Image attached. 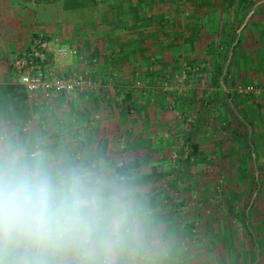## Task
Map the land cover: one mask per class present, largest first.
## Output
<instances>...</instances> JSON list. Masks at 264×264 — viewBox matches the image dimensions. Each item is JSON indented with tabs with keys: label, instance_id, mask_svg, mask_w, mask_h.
I'll return each mask as SVG.
<instances>
[{
	"label": "rangeland",
	"instance_id": "obj_1",
	"mask_svg": "<svg viewBox=\"0 0 264 264\" xmlns=\"http://www.w3.org/2000/svg\"><path fill=\"white\" fill-rule=\"evenodd\" d=\"M33 1L35 2L26 0L31 5ZM53 1V7L61 9L64 1ZM195 1L160 0V10L167 6L176 14L182 9L183 15L168 17L162 16L160 12V18H153L152 37L153 39L160 37V49L147 54L145 62L148 66L143 65L139 70H135V73L128 71L127 68L121 69L124 68V64L119 63L128 60L124 59L125 55H116L110 44H106L109 41L108 36L104 39L93 36L97 33L96 22L99 19L104 22L107 30L117 24L122 26L135 20L126 17L124 11L126 6L120 5L122 1L113 3V10L110 8V2L102 1L95 8L82 7L61 12L63 29L66 32L75 29L76 35L73 40L70 36L71 42H68L65 39H68L69 35L66 36L65 32L63 39L85 55L81 63L86 64L89 69L92 67L95 69L99 65L101 73L98 70L97 74H100V77L111 67L126 71V73L120 71L118 79H121L122 75L131 78L130 82L135 87L133 88L139 90L132 108L124 100L130 88L116 90L114 82L110 83L109 88L101 87L95 92L98 89L96 88L94 92L82 95L81 99L67 101L63 97L60 103L57 99L51 108L45 109L37 108L28 101V98L27 100L11 98L5 92L8 85L6 80L0 82V123L6 121L13 125L14 131L6 135L2 129L0 132V146L6 152L4 156L7 157L6 160L40 166L53 176L75 172L99 179L103 186L116 189V194L130 202L135 209L139 220L138 231L132 244L122 251L124 256L122 260L118 254L116 264H146L144 258L137 256L140 249H144V254L156 249L157 253L160 252V261L158 260L160 264H264V96L240 93L239 96L236 93V88L240 84L264 87V78L259 75L261 78L257 76V79L255 77L252 80L237 82L235 87L232 83L229 85L233 87L237 98L245 100L241 106V116L248 119L251 128L234 111L226 112L223 109L221 97L223 91L220 88L213 89L214 93L208 101H202L200 97L205 95L212 83L211 79L205 81L203 78L204 63L195 59L198 54L195 49H190V46L183 49L177 46L176 42L174 44V32H168L171 27H175L171 25L172 22L186 24L205 22L204 17L198 16L192 20L189 17L190 6L195 5ZM48 12L50 10H39L38 14L47 16ZM116 14L120 16L115 17ZM53 16L50 12L49 17ZM213 21L215 22L214 19ZM189 29H192V26ZM229 29L232 30L231 27ZM40 31L44 30L38 32ZM83 31H88L91 38L83 35L81 39ZM185 35L187 37V34H180L182 43ZM217 35L220 37L219 33L212 35L213 41ZM227 35L233 40L230 37L232 34ZM176 37L179 36L176 34ZM163 42L168 47H163ZM202 43H199V49L203 46ZM259 52L263 60L264 50ZM115 56L119 58L117 63L110 60ZM215 57L216 50L207 61L208 65L212 62L211 58ZM4 63L8 64L6 61ZM211 68L213 69L212 65L207 71L209 76L212 74L211 78H214ZM91 72L83 73L98 77ZM110 108L115 109L114 112L110 111ZM132 109L137 112L135 121L140 118L141 120L137 121L136 129L127 130L125 117L132 114ZM141 111H145L143 113H146L147 118L138 114ZM43 116H47V119H43ZM106 116L113 118L112 123L115 126L111 137L119 147L115 151L113 162L107 164L115 171L110 173L111 176H104L100 171L103 162L98 163L97 158L94 161L88 160V153L100 148L88 147L84 140L87 139L88 142L89 139L96 138V131L106 120ZM148 118L155 122L151 123ZM157 119L160 122L159 129L154 128H157ZM29 120L32 121L31 126L25 131L24 126ZM142 127L150 134V140L155 141L154 144L157 141H160L162 146L164 144L160 156L155 153L152 156L156 159L143 158L142 172H150L157 166L170 173L167 179L151 185V190L152 188L158 190L160 187V194L153 205L143 199L139 201L136 195L132 199L130 195L132 192L129 189H119L117 186V167L135 157L125 153L126 148H122L121 145L130 141L128 140L130 135H134L133 139L138 138L135 141H139L143 133ZM249 132L257 144L253 148L254 153L248 140ZM190 134H195V139L201 144L203 152L189 161L187 160L189 149L184 146L183 139ZM143 138L146 139L144 136ZM32 151L38 153L36 161L29 160L27 156ZM79 155L82 158H78ZM255 175L260 176L259 182L255 181ZM156 222L158 225L160 222L159 235L152 229ZM148 224H151L152 228H149ZM149 233H153L154 237L147 241L146 235ZM137 235H141V238ZM141 245L146 248H142Z\"/></svg>",
	"mask_w": 264,
	"mask_h": 264
},
{
	"label": "crops",
	"instance_id": "obj_2",
	"mask_svg": "<svg viewBox=\"0 0 264 264\" xmlns=\"http://www.w3.org/2000/svg\"><path fill=\"white\" fill-rule=\"evenodd\" d=\"M102 1L110 2V8H112V10L114 5L113 3L115 2L119 3L120 1H122L120 5L123 4L122 5L123 7L126 6L124 8L126 17H128L129 19L132 18L135 19V20H131V22L129 21L130 23L126 22V24L122 26L118 24L115 27L112 26L110 27L111 29L109 28V30L106 29L107 27H104L105 26L104 22L102 23L101 20L99 19L96 22L97 23L96 30L98 28L97 33L93 35L103 39L108 36L109 41H107L106 44H110V48L116 52L115 53L116 55L117 54H120V56L125 55L124 59L128 60L124 63H119V65L124 64V68L121 69L124 70L125 68H127L128 71L132 73L133 72L135 73L136 72L135 70L137 69L139 70L140 68H142L143 65L148 66V64L145 62L147 60V54L151 53V51H157L158 49H160V43H159L160 37L158 39L157 38L153 39L152 37V34H154L153 29H151L153 27L152 25L153 18H160V12L162 16H168V17H172V16L181 17V15H183L182 9H180V12L177 11L176 14L174 13L173 10H170L169 7L167 6L163 7L160 10V0H99V3H101ZM195 2H196L195 5L193 4L192 6H190L189 17L191 20L193 18L194 19L197 18L198 16L204 17L205 22L202 23L189 22L188 24L184 22L181 23L172 22L171 25L172 26L175 25V27L174 28L171 27V29L168 32L171 33L174 32V39H175L174 44L177 43L178 44L177 46L183 49H188V46H190L189 47L190 49L191 48L195 49L199 54L196 55L195 59L201 63H204L202 64L204 69L203 72L205 71L203 78L205 79V81L211 79L212 83L210 84L208 91L205 92V95L200 97L202 98V101H208L211 95H213L214 93L213 89L215 90L216 88H220L223 91L221 96L223 100L222 101L223 109H225L226 112L234 111L236 114H238L241 117V120L248 122L247 118L241 116V112H242L241 106L243 105L242 103H244L245 100L237 98L234 95L235 93L233 91L234 90L233 87L229 85L230 83H232V85L234 84L235 87V84L237 82L252 80L255 79V77L257 79V76L259 78H261L262 76V79L264 78V59L261 60L262 57L260 56V52H259L264 50V20H262L264 18V0H196ZM29 6L34 8H31ZM53 6H54V1H50V2L45 1L38 3L35 0V2L33 1L31 5V3L26 2V0H0V82L6 80L5 82L8 84H17L16 79L13 76V72L10 68L9 62L16 53L25 50L30 45L34 35H37L40 32L46 33L48 37H50L52 40L55 38L59 39L60 42L58 41L59 42L58 44L60 45L64 44L69 47H75L74 45H70L65 41L67 40L68 42H71V40H73V38L76 37L74 33L75 29L74 30L72 29L73 31L70 30L66 32L65 29H63V25H62L61 12L63 11L67 12L70 10H65L64 2L61 9H55V7ZM95 7L97 6L91 8H95ZM85 9H90V8H85ZM39 10L40 11L50 10L51 15L54 16L50 18L49 17L50 12H48L47 16L45 14L44 15L45 17L43 15L40 16V14H38ZM118 12L121 14L120 11ZM98 15L100 16V13H98ZM117 16L120 15L116 14L115 17ZM213 19L215 20V22L213 21ZM55 22L59 24L56 25ZM191 26L192 29H189V27ZM102 27L104 29H101ZM229 27H231L232 30H230ZM218 29H220V31H218ZM39 30H44V31L38 32ZM65 32L67 33V35L65 34ZM159 32H160V27H159ZM214 33H219L220 37L219 35H217L216 39L213 41L212 35ZM229 33L232 34L230 35V37L233 40H231L228 37L229 35L227 34ZM64 34L66 36L69 35L68 39L65 40L63 39ZM176 34L179 37H176ZM180 34H187V37L186 35L185 37H183V43L181 40L182 36H180ZM83 35H88L89 37L90 33L88 31H83V34L80 36V38ZM70 36H71V40L69 38ZM198 38L200 39V41H197ZM103 39L100 40L102 41ZM187 39L189 42L187 41ZM201 42H203L201 44L203 46L200 47L199 49L198 45H200L199 43ZM162 44L163 47L165 48L168 47V45H165L164 42ZM216 47L217 49H215ZM214 50H216V57L214 59L211 58L212 64L209 63L208 65L207 61L212 56V52ZM79 51L81 52L80 49ZM9 54H11V56H9ZM205 57L207 58L205 59ZM201 58L203 59V61ZM256 58H258V60H255ZM117 59L119 60V58L118 57L116 58L115 56L114 59L111 58L110 60L111 61L114 60L113 63L114 62L117 63ZM5 61L8 62L7 65H5L4 63ZM81 62L83 61L80 58L72 55H68L67 57L61 58L59 61H57V67L68 72L92 71L94 74L98 76L97 77L98 81L101 82L98 89L95 92L99 91L101 87L109 88L110 83L112 82H114L113 85L115 87L114 89L116 90H121L122 88L129 87L130 89L128 90V93L130 92L131 95L130 97L129 96L128 97L130 98V100L127 98L126 95L124 97L125 98L124 100L129 104L130 108L133 107V102H135V99L139 94L138 93L139 90L134 89L135 87L133 86V83L130 82L131 78L129 79V77H124L122 75L121 79L120 78L118 79V76H120L119 73L120 71H122L121 69H118L116 67L114 68L111 67L110 69L107 70L105 74L102 75L103 79H101L102 76L100 77L99 76L100 74H97L99 70V65L96 66L95 69H92L93 67L89 69V67L86 64ZM158 64L160 65V62ZM210 65H212L213 67V69L211 68L210 70H213L214 78H211L212 74L211 77L208 74ZM122 72L126 73V71H122ZM7 73L9 74V76H6ZM99 73H101L100 70ZM138 73L139 71L136 74ZM111 77H115V79L112 80ZM102 81L104 85H102ZM214 82H219L220 85L219 84L215 85ZM226 92H231L232 95L234 96V104L236 106V109L233 103H230L229 100L226 98ZM236 93L237 95H239L238 92ZM63 97L64 96L58 98L59 103L61 102ZM11 98L16 99L12 96ZM190 102L194 103V101H190ZM114 110L115 109L110 108V111L114 112ZM131 112L132 114L130 113L129 116L125 117L126 118L125 124L127 125L126 126L127 130H132L134 128L136 129L137 121L141 120L140 118V119H136L135 121L134 117L137 112H135L134 109H132ZM143 112L145 111L138 112V114L146 117L145 116L146 113ZM149 120L151 123L155 122L152 120V118H150ZM112 122H113V118H110V116L108 117L106 116V120H104L100 124L98 130L96 131L97 132L96 138L94 137L89 139L88 140L89 143L87 142V139H84L86 140L85 142L86 146L88 147L92 146V148L93 147L100 148V150L97 149L93 151V153L89 152L87 158L89 161H94L97 158L98 163L103 162V166H100V171L103 172L104 176L107 175L109 176L112 171L115 172L114 169H111V166L110 165L108 166L107 164L108 162L110 163L113 162L114 156L116 154L115 151L118 150L119 148L117 147V143L114 140V138L111 137L113 135L112 133L114 132V126H115V124H113ZM12 126L13 125H9L8 123H6V121L0 123V132L2 129V131H4V135L13 133L14 131ZM156 126L157 128L154 127L155 129L160 128V122L158 119L156 121ZM141 131L143 133L141 135V138H139V141H135L138 140V138L133 139L134 135L133 136L130 135V137H128V140L130 141H127V144H123L121 145V147L126 148L124 149L125 153H128V155L130 156L133 155L135 156L134 159H139L141 161V169H142L143 158L148 160L149 158L152 159L155 158L152 157L155 154L160 156V151L161 148L164 146V144L162 146L160 141H157L154 144L155 141L150 140L149 137L150 134L145 130V127H142ZM249 134L251 133L249 132ZM4 135H2V138L4 137ZM190 135L195 139V134H190ZM143 136L146 137V139H144ZM188 136L189 135L185 136V139H183V144L185 147H187L188 145L186 143ZM251 140L254 142L255 145H257L256 141H254L253 138ZM195 141L199 143L196 139ZM253 150L252 152L254 153L255 151ZM156 151L158 152L156 153ZM201 152H203V148L201 147L200 144V153ZM5 154L6 152L3 151L2 147L0 146V158L7 159V157L6 158L4 157ZM22 156L24 155L22 154ZM27 156L29 157V160L36 161L35 159L37 157L32 158L29 156V154ZM195 157L198 156L195 155L192 157V159L194 160ZM78 158H82L81 155H79ZM159 158L160 157H158V159ZM142 171L143 170H141V172ZM103 187L108 193H116L115 191L116 189H111L110 187H105V186ZM129 190L132 192L130 195H136V193L138 192L141 193V195H136L139 198V201L143 199L147 201L148 204L150 205L156 202V199L158 198L157 196H159L160 194V187L158 188V190H154L153 188L151 190V186H148L144 189L134 188ZM154 194L156 196L155 200L152 199ZM150 225L151 224H148L147 226L150 228L151 227ZM152 226L154 227L151 228L154 231H157L156 235H159L160 222L159 225L158 222H156ZM137 237L141 238V235H137ZM146 237H147V241L149 239L151 240V237H154V234L149 233L146 235ZM141 241L143 240L141 239ZM158 242H160V240ZM141 246L142 248H146L143 247V245ZM119 255H121V253H119ZM137 256L138 257L141 256L142 258H144L143 260L144 263L146 264H160V262H158V260L160 261V252L157 253L156 249L153 252L151 251V253H145V254H144V249H140V252ZM122 257L124 256L123 255L120 256V260H122Z\"/></svg>",
	"mask_w": 264,
	"mask_h": 264
},
{
	"label": "clouds",
	"instance_id": "obj_3",
	"mask_svg": "<svg viewBox=\"0 0 264 264\" xmlns=\"http://www.w3.org/2000/svg\"><path fill=\"white\" fill-rule=\"evenodd\" d=\"M138 224L99 179L0 158V264H116Z\"/></svg>",
	"mask_w": 264,
	"mask_h": 264
},
{
	"label": "built area",
	"instance_id": "obj_4",
	"mask_svg": "<svg viewBox=\"0 0 264 264\" xmlns=\"http://www.w3.org/2000/svg\"><path fill=\"white\" fill-rule=\"evenodd\" d=\"M58 41L40 32L25 50L16 53L9 62L17 84L23 86L29 101L39 109L51 108L60 96L69 101L88 95L100 85L90 73L68 72L57 67V61L68 55L85 59L78 48L60 45ZM236 90L242 95L264 96V87L253 84H240ZM31 122L26 123L25 131L29 130ZM28 154L35 158L38 153L32 151Z\"/></svg>",
	"mask_w": 264,
	"mask_h": 264
},
{
	"label": "trees",
	"instance_id": "obj_5",
	"mask_svg": "<svg viewBox=\"0 0 264 264\" xmlns=\"http://www.w3.org/2000/svg\"><path fill=\"white\" fill-rule=\"evenodd\" d=\"M50 2L53 0H36V2ZM64 1V8L65 10H71L76 8H88V7H94L97 6L99 3V0H63ZM221 81V80H220ZM214 84H219V82H214ZM5 92L12 97L16 99H24L27 100L28 96L25 92L23 86L19 84H8L5 87ZM130 92L126 94L127 98L130 100ZM129 96V97H128ZM226 98L229 100L230 103H233L235 109L236 106L234 104V96L231 92H226ZM43 119H47L46 116L42 117ZM249 127L251 128L252 125L247 122ZM251 130V129H250ZM45 132V130H43ZM251 133V132H250ZM248 139L251 143L252 150L256 146L252 139V133L248 135ZM187 149V160H191L193 156L200 154V144L195 141V139L189 135L186 140ZM116 175H117V186L119 189H144L148 186H151L153 184L159 183L165 179L168 178L170 173L160 170L157 166H154L150 172L143 173L141 172V161L139 159H134L129 161L128 163L123 162L120 166L116 169ZM255 181L259 182L260 176L255 175ZM136 195H141V193H136ZM134 195H131V198H133ZM153 200L156 199V196L152 197ZM154 204V203H153ZM152 204V205H153ZM123 255V252H121V255Z\"/></svg>",
	"mask_w": 264,
	"mask_h": 264
}]
</instances>
